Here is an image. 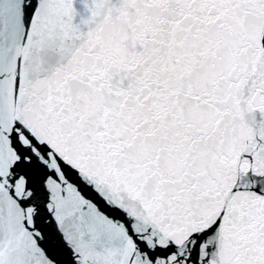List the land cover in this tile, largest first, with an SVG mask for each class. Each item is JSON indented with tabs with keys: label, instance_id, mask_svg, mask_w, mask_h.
Masks as SVG:
<instances>
[{
	"label": "snow or ice",
	"instance_id": "snow-or-ice-1",
	"mask_svg": "<svg viewBox=\"0 0 264 264\" xmlns=\"http://www.w3.org/2000/svg\"><path fill=\"white\" fill-rule=\"evenodd\" d=\"M0 264H264V0H0Z\"/></svg>",
	"mask_w": 264,
	"mask_h": 264
}]
</instances>
